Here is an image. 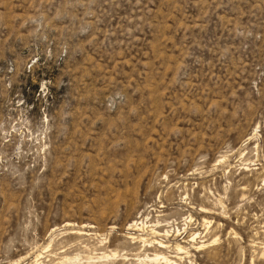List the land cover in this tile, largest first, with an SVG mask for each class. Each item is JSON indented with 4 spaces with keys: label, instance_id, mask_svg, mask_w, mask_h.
<instances>
[{
    "label": "rangeland",
    "instance_id": "374dc122",
    "mask_svg": "<svg viewBox=\"0 0 264 264\" xmlns=\"http://www.w3.org/2000/svg\"><path fill=\"white\" fill-rule=\"evenodd\" d=\"M157 252L264 264V0H0V264Z\"/></svg>",
    "mask_w": 264,
    "mask_h": 264
},
{
    "label": "bare ground",
    "instance_id": "6f19581e",
    "mask_svg": "<svg viewBox=\"0 0 264 264\" xmlns=\"http://www.w3.org/2000/svg\"><path fill=\"white\" fill-rule=\"evenodd\" d=\"M135 223L136 222H132V225H135ZM208 223V222H207ZM153 230V229H152ZM154 233H158L157 231H153ZM165 235H166V231H164L163 232ZM130 239H133L132 238V236L131 237H129ZM194 237H192V239H193ZM212 241V240H211ZM144 242V241H143ZM156 244H157V246H158V248H160V249H162V248H164L165 247V244H163V242H161V241H157L156 242ZM184 245V244H183ZM203 246V243H199V244H197L196 246H195V248H200V247H202ZM205 246V245H204ZM203 246V247H204ZM194 247V246H193ZM174 248H175V250H177V251H181L182 249H184V247L183 246H181V245H179L178 243H175V246H174ZM184 251V250H183ZM158 253V252H157ZM150 257H152V256H150ZM149 257V260H151V262H152V260H153V262L154 261H158V260H160V261H164L165 262V264H175L174 263V261H171L170 259H168L165 255H163L162 253L161 254H153V257L152 258H150ZM145 258L146 259H148V257L147 256H145ZM145 259V260H146Z\"/></svg>",
    "mask_w": 264,
    "mask_h": 264
}]
</instances>
